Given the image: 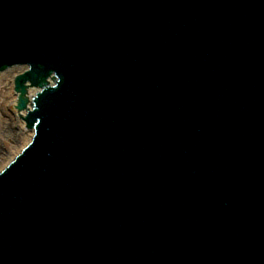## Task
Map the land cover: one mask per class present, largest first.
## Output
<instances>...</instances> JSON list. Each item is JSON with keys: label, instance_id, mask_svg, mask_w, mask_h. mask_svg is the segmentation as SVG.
Returning <instances> with one entry per match:
<instances>
[{"label": "water", "instance_id": "obj_1", "mask_svg": "<svg viewBox=\"0 0 264 264\" xmlns=\"http://www.w3.org/2000/svg\"><path fill=\"white\" fill-rule=\"evenodd\" d=\"M255 1L0 0V71L29 64L17 108L35 129L0 174V264H72L121 232L141 264H217L222 232L253 231L264 210ZM155 28L179 57L173 93L155 85Z\"/></svg>", "mask_w": 264, "mask_h": 264}, {"label": "rangeland", "instance_id": "obj_2", "mask_svg": "<svg viewBox=\"0 0 264 264\" xmlns=\"http://www.w3.org/2000/svg\"><path fill=\"white\" fill-rule=\"evenodd\" d=\"M7 84L8 80L4 78L0 81V166L9 159V155H11L15 149V144H17L16 146L19 147L20 142L23 140L22 135L19 134L20 132L16 127L18 124L14 120L13 115H11L12 112L9 113V125L12 128V133L9 135L4 129V119L2 116H4L5 113L2 111V108L6 106V103L10 101L13 102L14 99L13 94H10ZM13 109L14 107H12V111Z\"/></svg>", "mask_w": 264, "mask_h": 264}, {"label": "bare ground", "instance_id": "obj_3", "mask_svg": "<svg viewBox=\"0 0 264 264\" xmlns=\"http://www.w3.org/2000/svg\"><path fill=\"white\" fill-rule=\"evenodd\" d=\"M25 68V66H23V67H14V68H12L11 69V71H5V72H2L1 73V75H0V81L4 78V79H6V80H8V84H7V87H9V90H10V94H13V97L14 96H16V93L13 91V89H12V86H13V78H14V75H15V73L16 72H20L21 70H23ZM3 108H4V110H3ZM2 108V111H4V116H2L3 117V119H4V129L6 130V132H7V134H11L12 132V128L10 127V125H9V122H10V117H9V113H11L12 112V110L10 109V111L7 109L8 108V106H5V107H3ZM16 108V107H15ZM15 111L18 113V115L20 116V114H21V110H19V109H15ZM15 111H13L12 113H11V115H13V113L15 112ZM15 112V113H16ZM16 113V114H17ZM19 116H18V118H19ZM2 120V119H1ZM19 122H20V128H22L23 129V133H22V138H23V140L20 142V144H19V147H17L16 145L17 144H15V149L13 150V155H15L16 153H18L19 152V150H20V147H23V146H25L27 143H28V141L31 139V137H32V135H33V133H34V130H31V129H26L25 128V121H20V119H19ZM16 141V140H15ZM9 161V159L7 160V161H5V163L4 164H2L0 167H3L4 165H6L7 164V162Z\"/></svg>", "mask_w": 264, "mask_h": 264}]
</instances>
